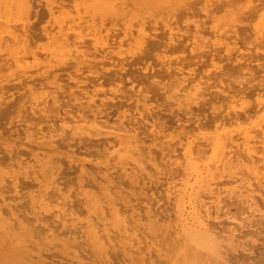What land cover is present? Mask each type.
Segmentation results:
<instances>
[{
	"label": "bare ground",
	"instance_id": "bare-ground-1",
	"mask_svg": "<svg viewBox=\"0 0 264 264\" xmlns=\"http://www.w3.org/2000/svg\"><path fill=\"white\" fill-rule=\"evenodd\" d=\"M192 1L0 0V108L19 117L0 128L2 262L114 264L117 252L145 264L165 244V264H228L247 245L242 230L264 226V0H201L200 17L183 21L169 13ZM135 57L142 79L125 94ZM147 81L173 125H157ZM17 88L27 92L10 104ZM66 92L76 116L29 124ZM64 136L102 140L101 150L86 160ZM26 239L32 250L20 251Z\"/></svg>",
	"mask_w": 264,
	"mask_h": 264
},
{
	"label": "rangeland",
	"instance_id": "rangeland-1",
	"mask_svg": "<svg viewBox=\"0 0 264 264\" xmlns=\"http://www.w3.org/2000/svg\"><path fill=\"white\" fill-rule=\"evenodd\" d=\"M194 1H192L193 4H191V9L190 8L188 9V7H186V9H185V6H182L181 7L182 9H179V6H178V9H177L176 5H174L173 9L169 8L171 10V12H169V13H172L174 15V18H176L177 20H180V21L186 20L188 17H192V19L193 18L194 19L199 18L200 16L196 15V14L197 13L199 14L201 12V8L204 6V2H201V0H200V2L198 1L199 2L198 3L199 5H198L197 1H196V3H194ZM214 1H216L215 6H217V7L224 2V0H223V2H221L222 0H214ZM219 2H221V3H219ZM255 3H257V4L261 3V1L256 0ZM195 4L198 8L195 7ZM192 8H194V10ZM174 9H177V10L175 11ZM183 11H184V14L187 11L185 15L182 13ZM191 11L192 12L195 11V12L192 13ZM175 12L178 15H180V14L184 15L183 18L180 17L181 15L180 16L176 15ZM188 12L191 14H189V16H186ZM36 13H37V15L31 21V29L29 31L30 38H32V39H35V37L40 33V28L44 24V20H43L44 19V17H43L44 10L40 7V8H38ZM192 14H194L196 17H194ZM246 23L243 24V27L241 26V28H240L241 29L240 38H242V39L244 38L243 40H245V39L249 40L248 36H250L249 35L250 31L248 30V28H246V26L248 27V25H246ZM245 29H246V31H244ZM243 32H245L247 34V35H245L246 38H245ZM242 36H244V37H242ZM135 58H132V60L134 62L131 61V59H130L131 63L133 62L132 63L133 65L128 66V69L131 72V74H128L127 76H123V80L120 84V87H121L120 91H125V94L135 90L129 84V81L131 79H133L134 77H136L138 79H142V75H140L139 70H138L140 64L136 62V61H138L137 57H135ZM230 71L231 70H229V72ZM60 75L65 76V73L61 72ZM33 78H35L36 83H40V82L44 81L40 74H34ZM110 78H111L110 75H106L105 78H102L101 80L107 79L108 81H110L111 80ZM15 83H17V82H7L6 85L10 86V85H13ZM142 87L149 91L147 93L148 96H150V97L154 96L155 99H158L157 102L153 103V110H152V111L156 112L158 115V116H156L157 125L164 127V128L173 125L176 117H175L174 113L172 112V110L169 108V105L162 98V90H159V86L156 83L147 81V82H144L142 84ZM108 88H110V85L105 84L101 89H108ZM5 90L8 91L9 89L6 88ZM26 90H27V88H25V89H20V88L11 89L7 93L9 95L13 94L12 97L9 99V103L12 104V102L15 101L19 96L25 94L27 92ZM115 101L118 103V102L125 101V99L120 97V98H117ZM127 103H130V102H127ZM78 107H79V105L76 103V101L73 100V96L66 92L64 94H60L58 102L52 103V100H51L44 107H42V110L44 109L43 112H39L37 114L30 116V119L28 120V122L30 125H35L37 127H44L45 129L49 125H53L54 127H59L61 124V122L59 121V118L60 117L71 118L73 116H76L77 112H75V111H77L76 109ZM203 107H206V106H203ZM14 108L15 107H12V106H3L0 108V128L2 130H10V129L16 127L15 124L18 123L19 117H16L15 114H12L11 116L8 114L4 115V113L7 110L10 111V110H13ZM118 114L119 113L116 110L115 106L110 108L109 110H107V115H108L107 117L111 122H113L117 119ZM209 118H207V119H209ZM49 121H51V122H49ZM205 121H207V120H205ZM141 129L143 130L144 128H141ZM70 133H68V135H70ZM65 138H67V136H64V139ZM63 142L64 143L72 142L74 144V148L78 149L80 151V153H81L80 157H83L86 160L94 158L96 156V154L101 150V144H102V140L90 141L88 138L86 139L85 136L82 139H79L78 141H74V140L71 141V140L65 139V140H63ZM69 178H70V176L64 177V180L69 179ZM234 207L235 206H231L233 211L235 210ZM259 225H255V226L252 225V227H245L242 230L243 235L247 234V236L242 239V241H244L245 244L247 243V245L243 246L238 251H230V252L228 251V254H227L228 255L227 258L229 259L228 264H264V226H262V224H261V226H259ZM28 243H29L28 239H26L25 246L19 250L20 251L32 250V247L29 246ZM170 249L171 248L165 247V244L162 245L161 246L162 255L159 256V255L155 254L154 256H152V258L146 260L145 264H165L164 260L167 259V257L170 255V253L172 251ZM112 254H116V255H113V256L111 255V257H113V258H111V263L122 264L124 262L122 257L117 252H112ZM6 255H7V252L4 251L2 248H0V264H5L6 261L2 262L1 260L6 258L7 257ZM118 255L122 260H120ZM54 259H55V261L58 260L59 264H61L60 263L61 260L59 257H56ZM62 262H63V260H62Z\"/></svg>",
	"mask_w": 264,
	"mask_h": 264
}]
</instances>
